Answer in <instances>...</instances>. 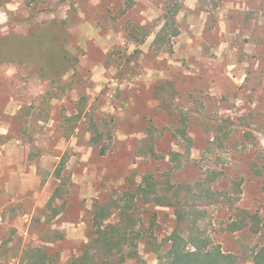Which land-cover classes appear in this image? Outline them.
Returning <instances> with one entry per match:
<instances>
[{
	"label": "rangeland",
	"instance_id": "374dc122",
	"mask_svg": "<svg viewBox=\"0 0 264 264\" xmlns=\"http://www.w3.org/2000/svg\"><path fill=\"white\" fill-rule=\"evenodd\" d=\"M142 26L151 32L140 41ZM147 173L181 196L214 178L220 202L198 206L201 224L254 264L264 244V0H0V264L46 238L61 261L77 255L95 201L121 203ZM137 207L144 227L155 213L158 241L171 233L170 207ZM233 221L247 225L224 230ZM147 247L123 264H156Z\"/></svg>",
	"mask_w": 264,
	"mask_h": 264
},
{
	"label": "trees",
	"instance_id": "16d2710c",
	"mask_svg": "<svg viewBox=\"0 0 264 264\" xmlns=\"http://www.w3.org/2000/svg\"><path fill=\"white\" fill-rule=\"evenodd\" d=\"M176 11L175 9L172 12L170 19L174 17ZM141 28L145 30L140 39L143 41L151 29L146 30L147 26ZM177 34L178 30L175 29L171 36ZM178 131L186 140L185 148L189 151L191 140L186 136L185 128ZM176 154L174 153V156ZM213 181L212 177L203 178L194 183L195 189L192 185H187L188 190L181 196V190H170L169 179L166 180L164 187H160L161 183L154 175L144 174L134 191L123 193L120 198L124 199L117 203L118 205L95 201L91 213L90 232L77 255L61 261L55 240L46 238L43 245L24 249V255L18 264H123L129 259L140 258L138 245L142 240L148 246L146 250L156 254V264H241L239 254L227 252L219 243L213 242L206 227L201 224L205 218V210L199 209L198 206L205 205L204 201L220 202L211 186ZM137 204L170 207L175 215V225L171 233L158 241L154 235L155 213L151 214L148 226L144 227L137 214L139 209ZM58 213L59 210L55 211V214ZM241 222L233 221L224 230L233 232L242 229L247 224ZM252 258L254 264H264V244Z\"/></svg>",
	"mask_w": 264,
	"mask_h": 264
}]
</instances>
